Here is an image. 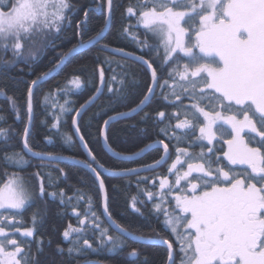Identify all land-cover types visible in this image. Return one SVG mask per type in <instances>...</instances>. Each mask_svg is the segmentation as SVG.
Listing matches in <instances>:
<instances>
[{"label":"snow or ice","instance_id":"6c2138e0","mask_svg":"<svg viewBox=\"0 0 264 264\" xmlns=\"http://www.w3.org/2000/svg\"><path fill=\"white\" fill-rule=\"evenodd\" d=\"M107 6L108 15L94 35H88L91 10H85L84 20L77 25L78 43L61 55L59 62L54 68L49 69V72L62 68L67 59L73 54H78L81 49L101 43L111 23L114 0H107ZM71 7L68 0H0V51L12 50L13 55L12 60H5L3 55H0V73L14 65L16 57L24 56L25 42L34 44L39 38L51 45L54 42L50 39L51 34L61 31L62 22L67 18L66 10ZM103 7L104 0H99L96 4L97 10H103ZM126 12L129 16H136L137 23L146 30V36L150 33L159 41V44L150 45L145 39L138 43L143 47L154 49L157 58H159V48L162 46L165 53L163 63L174 64L169 71V77L173 80L169 85L171 91L164 94V99L177 108V113H173L177 119L175 129L184 130L176 132L170 123L161 129L165 136L177 141L174 145L177 156L168 168V172L175 175V185L169 183L167 176L158 177L162 196L160 201L153 205L157 214L165 217L163 221L165 229L170 230L176 237L180 253L179 262L176 259L177 248L174 244L154 229L153 232L158 239L151 242L167 245V264H264V0H137L135 5L129 4ZM129 31V28H125V32ZM193 34L195 41L191 43ZM185 37H189V41H186ZM101 48L107 50L109 46L103 44ZM194 49H198V53ZM112 51L123 52L121 49ZM29 54H33L31 49ZM179 54L187 58L183 70H180ZM137 59L149 69L153 68L143 56ZM106 62L111 63L107 58ZM48 75L49 73H43L36 80L31 81V85L38 86ZM151 76L152 84L148 86L143 99L129 113H118L119 117L143 111L155 94L153 85L161 88L168 85L167 79L163 84L160 83L161 77L157 70L153 69ZM177 76L179 81L175 79ZM115 79L116 76L113 75L112 80ZM100 80L102 86L96 89L94 96L81 105V110L77 111L78 117L83 115V110L103 95V85L106 80L102 69ZM72 83L77 88L80 87L79 78H74ZM32 86L28 88L27 106L30 118L35 96V88ZM114 91L116 90L109 85V92ZM0 96H5L13 110L19 112L16 98L6 96L3 87H0ZM183 96L191 100L190 106H182ZM173 97L176 101H181V105H175ZM204 101H208V104ZM61 108L71 110L64 109L63 106ZM180 112L185 115V119H179ZM158 115L163 118L166 113L161 111ZM201 116L204 118L203 125L200 121ZM3 119L4 117L0 116V120ZM114 119L116 117L105 120V126ZM73 122L75 124L77 120L74 119ZM224 125L231 129L230 139L227 138L229 133ZM197 127L200 136L192 140L189 147L199 146L201 148L199 156L179 146L190 134L194 135ZM169 132L172 135L169 136ZM256 137H259V140H256ZM0 138L3 139V147L0 148L3 156L0 157V161L5 166L24 168L28 164L26 154L46 158L49 161L60 158L50 152L33 150L29 126L24 128L21 151L6 150L11 147L8 129L0 128ZM218 138H224V143L227 145V150L223 152L224 159L230 165L246 166L241 173H236L232 168L225 170L219 157L213 162L211 156H205L204 145L197 144L200 140L212 144ZM68 139L71 140V137ZM157 143L163 144L164 155L155 160L154 164L145 165L147 169L154 170L162 162H166L170 154L168 144L163 140ZM84 146L87 147L86 144ZM105 146L108 147L107 144ZM152 147V144L146 146L147 149ZM145 150L141 148L133 155L139 156ZM108 151L113 150L108 147ZM208 151L211 153L213 149L210 148ZM88 156L90 159L81 163L95 175L101 193H104L105 189L104 180L101 179L103 172L111 171L116 177L133 174L139 176L138 169H107L98 162L91 151L88 152ZM185 163L187 170H183L182 167ZM213 163L217 167L213 168ZM178 165L181 167L178 168ZM249 169L250 172L247 171ZM60 171L63 173V169ZM193 173L199 175L193 176ZM5 175L7 176L8 173L5 172ZM32 175L39 177L40 171ZM146 179L137 180L138 188ZM49 180L48 185L41 181L39 187L41 198L46 193L52 197L57 195L56 192H47L48 187L56 186L51 176ZM181 181L185 183L181 184ZM28 184L30 181L25 183L23 177L13 173L3 186H0V209L17 210L9 213L8 216L15 218L20 215L19 210L25 209L34 200L35 193ZM173 187H176L178 192L174 194L175 209L169 211L164 207L168 203L164 196L173 195ZM165 189H167L166 193ZM144 193L149 200L155 196V193L146 188ZM59 195L61 203H65L63 190ZM138 195L139 193L132 197L131 203L136 211H139ZM85 197L87 208L83 213H77L79 225L82 227L69 225L64 230L62 235L69 243V247L65 251L58 245L57 255H67L69 259H73L104 250L114 252L127 246L124 237L133 240L146 239L143 234L134 235V231L138 229L130 230L131 226L122 225L112 217L106 193L103 195V207L111 228L100 220L99 214L93 210V197L83 190L77 189L73 197H69L68 202L76 199L78 205L81 200H85ZM176 209L181 215L175 214ZM81 215L83 219L80 218ZM8 216L0 213V238H3L0 239V264H39L38 256L43 252L42 242L37 243L35 254L32 253L30 246L27 249L21 247L17 240L11 238L5 231L2 221L8 219ZM38 217L39 212L33 213L34 226ZM15 230L20 231L19 228ZM90 231L93 234L99 232L97 247H93L89 242L86 233ZM72 233L77 234L75 238H72ZM21 235L33 237L34 230L25 229ZM7 245H11L12 248L9 249ZM138 255L136 250L129 253V257ZM77 264H91V262L78 260Z\"/></svg>","mask_w":264,"mask_h":264},{"label":"trees","instance_id":"16d2710c","mask_svg":"<svg viewBox=\"0 0 264 264\" xmlns=\"http://www.w3.org/2000/svg\"><path fill=\"white\" fill-rule=\"evenodd\" d=\"M72 6L66 10V19L62 22V29L59 33L53 32L50 39L54 42L49 45L47 41L37 38L34 45L38 42L39 50L35 58H29L27 61H16L14 65L4 69L0 73V87L4 88L6 96H14L17 101L19 112L14 111L11 103L5 96H0V116L4 119L0 120V128L8 129L11 137V147L6 150L11 152L22 150V140L24 136V128L28 122L27 101L28 88L31 81L43 73H48L49 69L54 68L60 60V56L67 53L74 45L78 43L77 25L84 20L85 10L90 9L89 32L88 35H94L96 31L103 25V21L107 11V0H104L103 10H97L96 4L99 0H68ZM135 5L137 0H114L113 15L108 32L100 44L91 46L79 54L71 57L57 74L50 80L35 88V96L33 100V121L31 124V143L33 150L36 152H50L55 156L68 157L80 161L89 160L85 155L74 131L73 119L77 111L92 96L96 94L99 88L100 71H104L106 83L103 85V95L99 96L94 104L88 108L79 121V132L88 147L99 163L103 164L107 169H128L140 168L145 165L154 164L163 155L161 148H154L143 157L132 161H121L108 155L101 143V130L104 121L109 117L118 115V113L129 112L135 108L147 93V88L152 84V76L150 71L141 60L137 57L143 56L145 60L153 65V69L157 70L161 77L160 83L168 80V85L161 88L155 85V94L150 103H148L139 114L123 120L113 122L107 131V143L109 147L116 153L121 155H133L145 148L148 144L156 143L163 140L169 145L168 160L157 170L141 173L139 176L131 175L124 177H112L103 172L101 178L104 180L106 195L108 198V207L112 217L122 225L131 226L130 230L134 231V235H144L146 238L158 239L153 232L160 233L166 237L177 248L176 259L179 262L180 253L179 245L170 230H166L163 224L165 217L158 215L153 205L159 201L162 195L160 190V179L158 177L167 176L169 183L174 185L175 178L170 175L168 168L174 162L177 151L174 145L177 144L175 139H169L165 136L161 129L167 127L169 123L176 132H183L182 129H175L177 123V108L173 104L168 103L164 99V94L171 91L173 80L169 77V71L174 67L172 62L164 64V49L159 48V58L154 49L143 47L138 41L148 40L149 44H159V41L150 33L146 36V30L142 25L137 23L136 16H129L126 12L129 4ZM196 24H199L197 19ZM125 28H129V32H125ZM135 36V39H133ZM189 41V37H185ZM194 34L191 36L190 42L194 43ZM107 44L109 49L101 48V45ZM34 47L33 43H30ZM121 49L123 52L112 51ZM198 53V49H194ZM5 60H12V51H0ZM180 55V70L187 61L186 57ZM106 58L111 63L106 62ZM163 64V67L161 65ZM113 75L116 76L112 80ZM79 78L80 87L77 88L72 80ZM179 81V77H175ZM109 85L116 91L109 92ZM179 91V89H177ZM118 93V94H117ZM47 97V99H46ZM175 105H181V101H176L173 97ZM208 104V101H204ZM191 100L187 96L182 97V106L188 107ZM64 109L71 110H62ZM218 110V107H217ZM165 112L166 116L161 118L158 113ZM147 113V116L145 114ZM179 119H185V115L178 113ZM197 115H199L197 113ZM17 116L20 118L18 119ZM201 125L204 118L200 117ZM228 130L227 138H231V129L224 125ZM172 135L169 132V136ZM243 135V134H242ZM254 135V134H252ZM200 136L199 127L195 129L194 135H189L185 142L179 146L186 148L190 153L199 156L201 148L196 146L189 147V143ZM71 137V140L68 139ZM259 140V137H256ZM197 144L204 145L205 156H211L213 162L219 157L225 170L232 168L236 173H241L246 167L238 165H230L223 157V152L227 150L224 138L214 140L212 144H208L205 140L197 141ZM250 146H255L250 144ZM3 147V139L0 138V148ZM213 149L209 152L208 149ZM3 151L0 150V157ZM28 164L24 168L16 166H5L0 161V186L12 176L18 173L24 178L25 183L35 193L34 200L27 205L25 209L19 210L20 215L15 218L8 216L9 213L17 210L0 209V213L8 216L3 220L5 231L9 233L11 238L27 249L29 246L32 253L37 252V243L42 242L43 252L38 256L39 264H77L78 260L95 261L102 264H166L167 249L158 245H149L133 242L124 238L126 247H122L114 252L106 250L95 253H89L84 257L69 259L67 255L59 256L56 253L57 246L63 249L69 247V243L64 240L62 233L69 225L73 227H82L79 225L77 213H83L86 208L85 200H81L77 205L76 199H72L69 203V197L77 189H81L88 195L93 197V210L96 211L100 220L109 227L102 214L101 194L98 184L92 174L82 167L70 163H53L32 159L25 155ZM186 159V158H185ZM186 163L182 165L183 170ZM43 166V169L41 170ZM179 165L178 168H180ZM217 167L213 163V168ZM63 169V173H61ZM40 171V176H34L33 173ZM250 172V169L247 170ZM5 172L8 175H5ZM199 174H195L196 176ZM55 182V187H48L47 192H56L55 197L48 196L47 193L43 198L40 197L39 187L43 180L45 185L50 183L49 177ZM66 177V178H65ZM139 178H147L143 183L137 186ZM148 189L155 193L152 200H149L144 193V189ZM65 193V203H61L60 191ZM173 194L178 192L175 187ZM167 192V189L164 190ZM138 195L136 211L131 206L132 197ZM168 201L164 205L169 211L175 209V199L170 195H166ZM39 212V217L35 226L33 225V213ZM143 213V215H141ZM176 215H181L179 210H175ZM84 217L81 215L80 217ZM91 227V225H89ZM19 228L20 231L15 229ZM33 228V237H24L21 233L25 229ZM110 228V227H109ZM76 233H72V238L76 237ZM89 242L93 247L98 246L99 232L96 231L86 233ZM3 239V238H0ZM51 242V243H49ZM83 246V240H81ZM9 249L11 245H7ZM136 250L139 255L129 257V253Z\"/></svg>","mask_w":264,"mask_h":264},{"label":"water","instance_id":"95a60500","mask_svg":"<svg viewBox=\"0 0 264 264\" xmlns=\"http://www.w3.org/2000/svg\"><path fill=\"white\" fill-rule=\"evenodd\" d=\"M106 14L108 15V6H107ZM109 27H110V25H109ZM108 30H109V28H108ZM108 30L105 32V35H106V33L108 32ZM90 47H91V46H90ZM90 47H88V48H90ZM88 48L81 49V50L79 51V53H81L82 51H84V50H86V49H88ZM79 53H78V54H79ZM74 55H76V54H73L72 56H70V57L67 59V61H68L71 57H73ZM67 61H66V62H67ZM66 62H65V63H66ZM65 63H64V64H65ZM145 65H146V64H145ZM63 66H64V65H63ZM63 66H62V67H63ZM147 67H148V66H147ZM60 69H61V68H60ZM60 69H57L56 71H53V72H48V73H49L48 77H46V78H45V79H44L39 85L43 84L44 82H46V81L50 80L52 77H54ZM148 69H149V68H148ZM149 71H150V74H151V73H152V69H149ZM39 85H38V86H39ZM31 86H32V85H31ZM101 86H102V85H101V83H100V86H99V87H101ZM153 86L155 87V85H153ZM32 87L36 88L37 86H32ZM96 100H97V99H96ZM96 100H95V102H96ZM95 102H94V103H95ZM94 103H92V104H94ZM92 104H90V105L87 107L86 110H83V114L88 110V108H90V106H91ZM27 105H28V101H27ZM79 110H81V108H80ZM79 110H78V111H79ZM129 112H130V111H129ZM129 112H126V113H129ZM140 112H141V111H139L138 113H135V114L127 115V116H125V117H119L118 115L112 116V117H116V119L112 120V121L110 122V124L107 125V126H105V124L103 125L102 130H101V143H102V146H103L105 152H106L108 155H110L111 157H113V158H115V159L121 160V161H132V160H136V159H139V158L143 157L144 155H146L149 151H151V150L154 149V148H161V149L163 150V155H164V147H163V144H159V143H157V142L152 144L153 147H152L151 149H147V148L145 147V149H146L145 152L141 153L139 156H136V155H116V154H114V153H116V152H114V151H108V147H109V145H108V143H107V131H108L109 126H110L113 122H115V121L131 118V117H133V116L139 114ZM27 113H28V122H27V125H26V126H29L30 129H31V124H32V121H33V112H32V114H31V118H30V115H29V112H28V106H27ZM82 116H83V115H82ZM82 116H79V117H78V116H77V113L75 114L74 119L77 120V123L74 124V122H73V127H74V131H75L76 137H77V139H78V141H79V143H80V145H81V147H82V149H83L85 155L89 158V156H88V152H89L88 147H85V146H84V145H85V142H84L83 139H81L82 136H81L80 132L77 131V129H78V125H79V121H80V119H81ZM74 119H73V121H74ZM23 139H24V136H23ZM106 144H107L108 147L105 146ZM22 149H23V140H22ZM26 156H28V157H30V158H32V159L41 160V161H45V162H53V163H70V164H74V165H76V166L82 167V168L85 169L86 171L90 172L89 169H88L87 167H85L84 164H82L80 160H76V159H72V158H68V157H63V156H58V157H60L59 159H55V160H51V161H49V160H47L46 158H45V159H42V158H40V157H35V156L28 155V154H26ZM168 157H169V155H168ZM168 157H167V160H168ZM89 159H90V158H89ZM164 163H165V162H162L161 165L155 167L154 170L159 169ZM136 169L140 170V171H139V174H141V173H148V172L154 171V170H151V169H147L146 167H140V168H136ZM90 173H91L92 176L95 178V180H96V182H97V184H98V187H99V181L96 179L95 175H94L92 172H90ZM104 173L107 174L108 176L116 177V176H113V174H112L111 171H106V172H104ZM133 175H135V174H133ZM129 176H131V175H129ZM121 177H124V176H121ZM101 179H102V178H101ZM99 190H100V187H99ZM104 193H106V189H104ZM104 193H101V190H100V194H101V204H102V214H103V217H104L106 223H107L108 226L111 228L110 222L108 221L107 216L104 214V207H103V195H104ZM136 236H137V235H136ZM124 238H126V239H128V240H131V241H133V242L141 243V244H149V245H158V246H162V247H165V248L167 249V245H164V244H158V243H152L151 240H154V239L146 238V239H144V240H133V239H131L130 237H124ZM89 262H91V264H102V263L95 262V261H89ZM166 264H167V263H166Z\"/></svg>","mask_w":264,"mask_h":264},{"label":"rangeland","instance_id":"374dc122","mask_svg":"<svg viewBox=\"0 0 264 264\" xmlns=\"http://www.w3.org/2000/svg\"><path fill=\"white\" fill-rule=\"evenodd\" d=\"M30 43L31 42H25V49H24V56L23 57H16L15 58V61H27L29 58H35L36 57V55L38 54V50H39V47L40 46H38L39 44H38V42L34 45V47H32L31 45H30ZM29 49H31V52L33 53V54H29ZM164 49V48H163ZM10 51H12V50H10ZM12 59H13V55H12ZM206 141V140H205ZM238 166H243V165H238ZM177 167H179V165L177 166ZM243 167H246V166H243ZM185 170H187V165H186V168H185ZM195 174H197V173H193V175H195ZM170 175H173L174 176V178H175V175L174 174H171L170 173ZM185 182L184 181H181V184H184ZM175 185V184H174ZM174 188L175 187H173V190H174ZM162 196V195H161ZM161 196H160V198H159V201H160V199H161ZM170 196H172V197H174V194L173 195H170ZM164 199H165V196H164ZM158 201V202H159ZM178 210V209H177ZM182 231H183V229H181ZM172 233V232H171ZM174 236V235H173ZM175 237V236H174ZM175 239H176V237H175Z\"/></svg>","mask_w":264,"mask_h":264}]
</instances>
